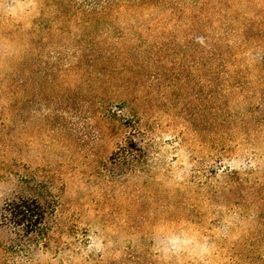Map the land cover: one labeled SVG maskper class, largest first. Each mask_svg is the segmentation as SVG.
<instances>
[{
    "label": "rangeland",
    "instance_id": "rangeland-1",
    "mask_svg": "<svg viewBox=\"0 0 264 264\" xmlns=\"http://www.w3.org/2000/svg\"><path fill=\"white\" fill-rule=\"evenodd\" d=\"M0 51V264H158L168 229L264 264V0H38L0 16ZM19 198L50 207L40 230L4 221Z\"/></svg>",
    "mask_w": 264,
    "mask_h": 264
},
{
    "label": "clouds",
    "instance_id": "clouds-1",
    "mask_svg": "<svg viewBox=\"0 0 264 264\" xmlns=\"http://www.w3.org/2000/svg\"><path fill=\"white\" fill-rule=\"evenodd\" d=\"M21 5L32 8L38 6V0H0V16H11ZM14 57V54L0 51V67ZM0 103L4 102L0 100ZM123 111L118 112V115H122ZM183 160V168L173 174V179L177 182L184 181L186 176L190 175V170L193 167L189 163L187 155L184 156ZM241 165L245 169H254L257 167V162L255 160H240L238 167ZM242 225H244V219L241 217L240 212L232 211L226 214L220 223L215 226L216 238L228 239L232 235V231ZM172 230H159L152 236L151 247L158 264H184L185 257H191L194 264H211V257L216 248L213 239L208 236L193 235L179 230L185 237V239L179 240L177 237L170 235ZM110 249H112L111 241L105 243L102 240L89 237L86 254L92 253L102 257L107 255Z\"/></svg>",
    "mask_w": 264,
    "mask_h": 264
},
{
    "label": "trees",
    "instance_id": "trees-1",
    "mask_svg": "<svg viewBox=\"0 0 264 264\" xmlns=\"http://www.w3.org/2000/svg\"><path fill=\"white\" fill-rule=\"evenodd\" d=\"M3 213L6 223L22 226L27 231L35 232L44 226L46 216L51 214V209L34 199L19 198L7 203Z\"/></svg>",
    "mask_w": 264,
    "mask_h": 264
}]
</instances>
